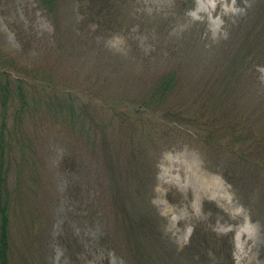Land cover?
I'll list each match as a JSON object with an SVG mask.
<instances>
[{
	"label": "rangeland",
	"instance_id": "obj_1",
	"mask_svg": "<svg viewBox=\"0 0 264 264\" xmlns=\"http://www.w3.org/2000/svg\"><path fill=\"white\" fill-rule=\"evenodd\" d=\"M54 2L0 0V54L25 92L0 99L11 264H136L124 223L144 206L180 249L199 227L233 235V264H264V55L232 81L219 71L255 21L264 34V0L102 2L99 29L102 3ZM173 71L166 105L208 113L206 126L135 112Z\"/></svg>",
	"mask_w": 264,
	"mask_h": 264
},
{
	"label": "trees",
	"instance_id": "obj_2",
	"mask_svg": "<svg viewBox=\"0 0 264 264\" xmlns=\"http://www.w3.org/2000/svg\"><path fill=\"white\" fill-rule=\"evenodd\" d=\"M38 1L43 4L44 7L52 10L55 9L54 0ZM111 1L116 2V0H90V3H93L92 5L94 6L96 5L95 2L102 3ZM178 5L182 12H186L194 8L195 2L194 0H176L174 4L175 9H177ZM98 9L99 17L92 18L96 21L94 26L97 29L102 27L101 17H103L105 11L108 10L103 7V3L100 4ZM258 23L259 22L255 21L254 27ZM254 27L249 30L248 35L245 33V38L240 41V45L231 56H224L225 67H220L219 69V71L223 74L222 79H225L224 82L234 80L236 73L243 69L245 62H248V58L253 60L254 55L257 56L259 53L260 55H264V52L262 51L264 49V34L261 35L256 33L254 35L252 33L255 30ZM191 28L192 30L194 29V27ZM238 28L243 29L242 23ZM251 33L253 35H250ZM240 37L241 36L238 38L237 34V39L240 40ZM229 42L230 43H228L227 46L233 42L232 38H230ZM224 49L226 51V47H224ZM259 59H262V57H259ZM10 66H14V59L0 54V99L3 100L5 109L10 99L14 96L15 88L18 90V94L21 98L25 96L23 89L24 80L21 77L11 74L10 69H13L14 67L10 68ZM227 77H229V79L226 80ZM177 80V75L174 71L168 72L162 76L149 92L148 98L144 101V105H140L135 112H142L143 110L141 109L144 108V114H148L149 116L152 115V113L155 115L158 111H163L162 119L155 116L156 119L163 120L167 124L175 125V127L188 128V126H190L198 129L201 127L200 125H202V127L206 126L210 119L208 113L203 112V114H198L193 112L192 108L189 106L185 109H171L166 105L170 94L177 89ZM229 87H231V83L230 85H225L227 90ZM112 103L113 105H110L117 117L123 119V112L115 109L116 107H114L117 106V101L113 100ZM172 106L173 105H171V107ZM20 112H18V114H20ZM148 120V118H144V126H147L146 128L150 125ZM3 122L4 124L0 133V264H11V211L17 192L16 189L10 187L8 169L4 168V163L7 158L5 154L7 144L4 137L6 125L5 119H3ZM241 140L243 139L239 138L238 140H234L233 143L236 144ZM104 144H107V140L104 141ZM111 180H113V182L117 181V174L114 170L111 172ZM136 204L137 203L135 202V206ZM144 205H146L145 198ZM151 211L152 210L147 208V206H144V213L135 212L133 217L125 219L124 224L126 227V240L130 251L134 254V258H137H135L137 261L136 264H155V262L157 264H183L181 260L185 258L189 264H233L232 234L227 236H212L205 232L202 228L196 227L192 234L190 243L180 249L173 242H171V240L165 239L162 233L158 232L159 223L157 222L156 216L151 214ZM154 258H157L155 262Z\"/></svg>",
	"mask_w": 264,
	"mask_h": 264
}]
</instances>
